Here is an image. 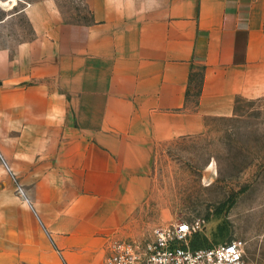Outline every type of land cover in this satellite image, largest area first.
I'll return each mask as SVG.
<instances>
[{
    "label": "crops",
    "instance_id": "1",
    "mask_svg": "<svg viewBox=\"0 0 264 264\" xmlns=\"http://www.w3.org/2000/svg\"><path fill=\"white\" fill-rule=\"evenodd\" d=\"M86 4L89 22L68 31L33 5L35 34L0 50L22 132L54 149L26 197L39 227L16 250L0 247V264H103L106 244L137 225L154 146L200 133L264 89V0Z\"/></svg>",
    "mask_w": 264,
    "mask_h": 264
},
{
    "label": "rangeland",
    "instance_id": "2",
    "mask_svg": "<svg viewBox=\"0 0 264 264\" xmlns=\"http://www.w3.org/2000/svg\"><path fill=\"white\" fill-rule=\"evenodd\" d=\"M37 4L57 11L66 31L90 20L86 0H0V50H15L35 34L27 14ZM194 76L197 81L201 71ZM11 95L0 79V247L16 250L39 227L26 197L31 202L54 149L43 147L38 133L22 132ZM152 158L151 188L135 214L137 225L116 240L149 241L157 227L202 218L197 244L241 239L245 259L264 264V89L236 97L233 112L207 117L200 133L157 143Z\"/></svg>",
    "mask_w": 264,
    "mask_h": 264
},
{
    "label": "built area",
    "instance_id": "3",
    "mask_svg": "<svg viewBox=\"0 0 264 264\" xmlns=\"http://www.w3.org/2000/svg\"><path fill=\"white\" fill-rule=\"evenodd\" d=\"M204 223V219L196 218L157 227L145 242L115 240L103 264H251L245 259L241 239L193 246V237Z\"/></svg>",
    "mask_w": 264,
    "mask_h": 264
},
{
    "label": "trees",
    "instance_id": "4",
    "mask_svg": "<svg viewBox=\"0 0 264 264\" xmlns=\"http://www.w3.org/2000/svg\"><path fill=\"white\" fill-rule=\"evenodd\" d=\"M201 77V76H200ZM196 79H197V76L195 77L194 76V73H193V75H191V77H190V80H191V82L193 83L194 81H196ZM197 82V85H198V89H197V91L199 92V88H200V78L196 81ZM192 244H193V246H198L199 244H197L194 240H192Z\"/></svg>",
    "mask_w": 264,
    "mask_h": 264
}]
</instances>
